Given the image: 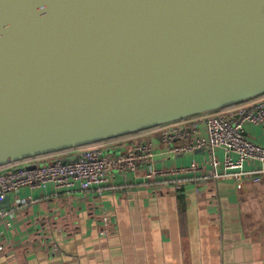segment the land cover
<instances>
[{
	"label": "water",
	"instance_id": "95a60500",
	"mask_svg": "<svg viewBox=\"0 0 264 264\" xmlns=\"http://www.w3.org/2000/svg\"><path fill=\"white\" fill-rule=\"evenodd\" d=\"M262 95L264 0H0V168Z\"/></svg>",
	"mask_w": 264,
	"mask_h": 264
},
{
	"label": "crops",
	"instance_id": "0c3cea01",
	"mask_svg": "<svg viewBox=\"0 0 264 264\" xmlns=\"http://www.w3.org/2000/svg\"><path fill=\"white\" fill-rule=\"evenodd\" d=\"M252 102V101H251ZM251 102L225 109L241 118ZM187 145L207 136L203 117L181 122ZM164 126L100 142L106 156L127 153L138 144L154 149L152 165L172 168L204 164L212 155L224 160L221 149L206 147L172 154L163 141ZM246 136L264 146V129L244 124ZM79 150L33 158L47 164L72 158ZM248 163L246 169L256 168ZM142 176L111 174L102 196L22 188L0 206V264H264V178H225L217 183H186L180 191L156 195ZM110 216V234L101 221ZM59 254L49 256V238Z\"/></svg>",
	"mask_w": 264,
	"mask_h": 264
},
{
	"label": "built area",
	"instance_id": "2783aa9c",
	"mask_svg": "<svg viewBox=\"0 0 264 264\" xmlns=\"http://www.w3.org/2000/svg\"><path fill=\"white\" fill-rule=\"evenodd\" d=\"M201 116L207 127L206 137L187 145H177L175 142L186 139L188 132L184 125L173 122L162 125L163 141L170 147L172 154L212 147L225 153L224 160L212 155L204 164L194 162L182 167L156 168L152 165V144H138L133 150L116 156H106L94 144L77 149L78 154L72 157L78 158L75 162L63 163L58 160L47 164L27 163L32 158L0 168V206L7 197L26 187L44 189L52 186L54 190L68 194L79 191L94 192L102 196L111 174L114 173L131 174L135 177L142 176L143 173L146 186L156 195L171 190L180 191L186 183L199 184L200 180L217 183L230 177L261 181L264 178V146L249 139L244 133L243 125H260L264 129V95L252 100L246 110H241L240 119L228 117L224 110ZM248 163H256L258 167L246 169L245 165ZM101 227L102 234L108 236L112 227L110 216H103ZM48 243L49 256L54 258L59 254V249L52 237ZM7 245L2 244L0 252H5Z\"/></svg>",
	"mask_w": 264,
	"mask_h": 264
}]
</instances>
